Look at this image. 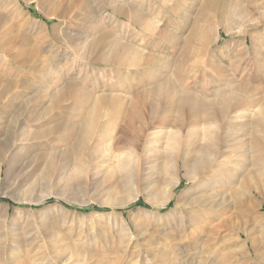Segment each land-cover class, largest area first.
I'll use <instances>...</instances> for the list:
<instances>
[{
  "label": "rangeland",
  "instance_id": "1",
  "mask_svg": "<svg viewBox=\"0 0 264 264\" xmlns=\"http://www.w3.org/2000/svg\"><path fill=\"white\" fill-rule=\"evenodd\" d=\"M8 1L0 0L1 16L10 17L0 23V147L7 136L16 145L0 169V264L247 263L249 238L264 237V132L251 125L264 107V0ZM201 33L208 37L200 45ZM165 82L189 92L158 105L168 122L156 125L159 141L148 126L134 146L139 124L128 123L129 103L139 86ZM218 91H235L246 118L233 122L236 145L221 151L227 167L207 188L211 200L186 221L185 202L201 194L174 167L162 136L180 118L179 94L210 102ZM105 96L118 100L119 114L86 132ZM252 98L260 105L249 110ZM219 122L211 131L224 135ZM187 131L185 142L196 141L191 156L209 145ZM218 239L230 247L215 250Z\"/></svg>",
  "mask_w": 264,
  "mask_h": 264
},
{
  "label": "bare ground",
  "instance_id": "2",
  "mask_svg": "<svg viewBox=\"0 0 264 264\" xmlns=\"http://www.w3.org/2000/svg\"><path fill=\"white\" fill-rule=\"evenodd\" d=\"M18 0H9L8 2V5H12V2L13 4L17 2ZM25 2L29 3L30 0H24ZM3 2V1H2ZM1 3V2H0ZM3 4V3H2ZM4 5V4H3ZM7 5V6H8ZM17 5V4H16ZM5 7V5H4ZM4 10H8V8L4 9ZM6 14V13H5ZM8 15H11V14H8ZM245 15V13L241 10H239V8L235 7L233 9V17H239L241 18L244 22H245V17H243ZM3 16H5L3 14ZM1 16L0 14V23H2L3 25L6 24L5 23V18ZM6 17V16H5ZM9 17V16H8ZM6 17V18H8ZM254 17V16H253ZM10 18V17H9ZM250 18V17H249ZM7 22H8V19H7ZM260 23V22H259ZM2 24L0 26H2ZM219 24H222V22H219ZM242 24V22H241ZM9 25V24H7ZM13 26L12 27H15L14 24H12ZM3 27V26H2ZM4 28V27H3ZM243 28V27H242ZM241 28V29H242ZM14 29V28H13ZM245 29V28H244ZM5 30H6V27H5ZM230 30V29H229ZM227 30V31H229ZM240 30V29H239ZM9 31V30H8ZM198 33V31H197ZM201 36H199V40H200V45L203 44L204 42L207 41V38L206 36H203L202 33L200 34ZM208 37V36H207ZM71 38V37H70ZM80 38V36H79ZM76 39V38H74ZM196 39V38H195ZM74 41V40H73ZM77 44V43H76ZM82 44V42H81ZM114 45V44H113ZM80 46V45H79ZM257 46V45H256ZM250 47V46H249ZM100 48V47H99ZM246 48V47H245ZM96 49V48H95ZM246 50V49H245ZM126 51V50H125ZM256 52V51H255ZM72 53V52H71ZM84 53V52H83ZM135 53V52H134ZM133 53V54H134ZM132 54V55H133ZM250 53H248L249 55ZM254 54V53H253ZM130 56V55H129ZM147 56V55H146ZM151 55H149L148 57H150ZM142 57V56H141ZM257 57V56H256ZM152 58V57H151ZM132 60V59H131ZM151 62V60L149 61ZM53 63V62H52ZM108 63V62H107ZM134 63V64H133ZM201 63V62H200ZM130 65L133 64L134 66L137 67V63L136 61H132L129 63ZM259 65H262V64H259ZM54 66V65H53ZM140 66V65H139ZM219 66V65H218ZM226 66V65H225ZM264 66V65H263ZM55 69H59L60 68V65H57L55 64ZM217 67V66H216ZM223 67V66H222ZM260 67V66H259ZM221 69V67H220ZM211 70V69H210ZM262 70V69H261ZM204 71V69H203ZM217 71L219 72V70L217 69ZM217 72V73H218ZM47 73V72H46ZM221 74V72H219ZM224 72H222L221 75H223ZM255 79H257V77H254ZM170 82V81H168ZM8 84L7 87L10 86V83L12 84V81L9 80V82H7ZM174 83V82H173ZM182 83V82H181ZM181 85V84H180ZM241 86V85H240ZM39 87V86H38ZM243 86H241V89H242ZM244 88V87H243ZM3 89V88H2ZM6 89V87H4V90ZM236 89V88H235ZM240 89V87H239ZM62 90V89H61ZM244 90V89H242ZM242 90H240L242 92ZM248 90V89H247ZM246 90V91H247ZM189 92L187 91V87H185L184 85H182L181 87L179 85H176V84H170V83H167L165 82L164 84L162 85H158V87L156 88H153L152 90H149V91H145L144 88H142L141 86L138 87L137 89V93L135 95V97L131 100V102L129 103V110H127V117L129 119L128 123L132 124V123H135L137 122V124H139V128L137 130H139V132H137V136L135 137V141H134V146H138L140 147V144L144 141L143 137H144V134L146 132V129H148V126H151V127H155V129H158L159 125L156 126L157 124H160V125H164L165 123L168 124V122L165 120L166 118H161V115H160V110L158 108H160V106H158L159 104L161 105L162 103H165V101H168V100H171V99H174L173 97L176 95H178V93H181V92ZM238 92V91H237ZM235 93V91H234ZM232 92H223V91H218L216 92V94L214 95V98L213 100H211L210 102H204V99L203 100H200V99H197L196 97H194L192 94H186V93H183V94H179V98L175 99L174 102L175 104H177V109H178V114H180V118H178V120H173L172 122L175 121V125H174V128L171 129V131L169 132H166V134L164 135L163 134V139H167L168 140V148H169V151H170V156H171V161H172V164L174 165L175 168H179L181 167V169H185V179L188 181V182H193L194 181V186L193 188L199 190L201 196L199 197H196L192 200H188L187 202H185V210H183V214L185 217V220L188 218V220L191 221V218L194 217L197 212V209H196V205H201L203 204V206L206 205V201L208 199H210L208 196V193H206V191H208V187L209 186H212L211 185V182L214 180H217L218 181V175L221 170L223 169H226L225 167H227L224 163V154L221 153V151L223 150V148H225L227 151L231 150L229 148L232 147L233 149V144L236 145V143H232L233 139H234V134H232V131L233 130V122H235V120H238V119H243V118H246L242 113H237L238 111H241L245 108V104L246 102L242 101L240 102V98L237 99L235 98L237 95L235 93ZM248 93V91H247ZM244 92V94H247ZM250 93V92H249ZM248 93V94H249ZM8 94V93H7ZM243 94V95H244ZM252 94V93H251ZM2 96V94L0 95V97ZM113 96V95H112ZM111 96V97H112ZM149 96L155 101L154 102V106L150 107V103H149ZM212 96V95H211ZM242 96V94H241ZM245 96V95H244ZM253 94H252V96ZM110 97H107L106 96L104 98H101L100 100H96L95 104H94V108L91 112H89V116L87 117V120L84 122V126H85V130L86 132H91L94 128H96L95 126H97L95 124V122L97 120H101L102 118L106 117L108 114H119V106H118V100H116V98H113V99H109ZM246 98V97H245ZM252 98V99H253ZM259 98V97H258ZM262 98V97H261ZM264 98V97H263ZM120 99V98H119ZM126 99V98H125ZM167 99V100H166ZM249 99V97H248ZM255 99V98H254ZM253 99V100H254ZM256 99H257V95H256ZM255 99V100H256ZM124 100V99H122ZM121 100V101H122ZM252 101V100H249V102L251 101L252 105L251 106H247V107H255L257 105H260V104H257L258 102L256 101ZM261 100V99H259ZM264 101V100H263ZM248 102V103H249ZM255 102V103H254ZM120 103V102H119ZM125 103V102H124ZM157 103V104H156ZM52 104V103H51ZM54 104V103H53ZM104 104L105 106L103 107H108L109 109H107L108 111H101L100 110V106ZM123 104V103H121ZM262 104V103H261ZM264 104V103H263ZM82 105V104H80ZM126 104H124V106H121L122 107H125ZM128 105V104H127ZM163 106V105H162ZM263 106V105H262ZM58 107H59V104H58ZM57 107V108H58ZM151 108L150 111H151V120L149 121L146 120L145 118V109L147 108ZM176 107V106H175ZM244 107V108H243ZM261 107V106H260ZM120 108V110H121ZM127 108V106H126ZM248 108V109H249ZM251 108L249 110H251ZM125 109V108H124ZM261 110L256 112L258 115L256 116L255 120L253 121V123L251 124L253 128H255V131H259L261 130V132L263 131L264 132V107L263 108H260ZM58 110V109H56ZM111 110V111H109ZM148 110V109H147ZM53 111V110H51ZM125 111V110H124ZM247 111V110H246ZM248 112V111H247ZM126 113V112H125ZM237 113V114H235ZM116 114V115H117ZM121 114V112H120ZM147 114V113H146ZM235 114V115H233ZM86 115V114H85ZM87 116V115H86ZM186 116L187 120H188V124L185 126V120L186 118H184ZM247 116V114H246ZM148 117V116H147ZM183 117V118H182ZM195 117V119H194ZM150 118V116H149ZM84 119H86L84 117ZM127 119V120H128ZM165 121H164V120ZM172 120V119H171ZM220 121L219 122V129H223L225 131L226 129V133H224V135H220V133H217L216 132H212L213 129H211L212 127V124L213 122H216V121ZM84 121V120H83ZM240 121V120H239ZM242 121V120H241ZM240 121V122H241ZM98 122V121H97ZM172 122H169V123H172ZM7 123V122H6ZM187 123V122H186ZM218 124V123H217ZM245 124V123H243ZM171 125V124H170ZM216 125V124H215ZM167 127V126H166ZM188 128V131L189 133H191L188 138H192V135L196 136L199 134H203V141L204 142V139L207 141L209 140V145H204L202 147H199L198 151L196 152L197 154H195L194 156H191L192 154H189V153H192V148L195 147V143L196 141L192 142L191 144L188 142V140L185 142L186 139L182 138V130L183 128ZM213 127H215L213 125ZM60 128V127H59ZM58 128V129H59ZM81 128V127H80ZM162 128V127H160ZM76 130V128H73ZM84 129V128H83ZM82 129V130H83ZM134 129V130H136ZM150 129V127H149ZM217 129V128H216ZM235 129V128H234ZM54 130V129H53ZM60 130V129H59ZM212 130V131H211ZM242 130V128H241ZM162 131V129H161ZM160 129H158V131H155L152 133V139H154L155 141H159L156 137L158 134H161L160 132ZM253 131V132H255ZM164 132V130H163ZM186 132V133H187ZM220 132V131H219ZM222 132V130H221ZM136 133V132H135ZM259 133V132H258ZM12 134V133H10ZM82 134V133H80ZM90 134V133H88ZM92 134V132H91ZM90 134V135H91ZM222 134V133H221ZM19 135V134H18ZM83 136V134H82ZM87 136V135H86ZM89 136V135H88ZM160 136V135H159ZM264 136V135H263ZM79 137V136H78ZM254 137V136H253ZM24 138V137H23ZM84 138V137H83ZM134 138V137H133ZM207 138V139H206ZM260 138H258L259 140ZM21 140V139H20ZM20 140H18L17 142H19ZM80 140V139H79ZM198 140V139H197ZM257 138H256V141H258ZM5 145L3 147H0V169H2L3 165L6 163V159H7V154L11 153L12 150L15 148V145H16V142L15 140H10V138L7 136L5 138ZM26 140H24L25 142ZM154 141V142H155ZM192 141V140H191ZM235 141V140H234ZM90 142V141H89ZM147 142V141H146ZM188 142V143H187ZM23 143V141H22ZM21 144V143H20ZM25 145V144H24ZM181 146H184V147H188L191 149V152H188V149L187 151H184L183 154L180 153L178 150H179V147ZM201 145V144H200ZM199 145V146H200ZM1 146V145H0ZM229 149V150H228ZM253 149V148H252ZM182 151V150H181ZM226 151V152H227ZM223 152V151H222ZM225 153V152H224ZM149 156V155H148ZM256 156V155H255ZM226 158V156H225ZM232 159V158H231ZM229 160H230V157H229ZM227 164V163H226ZM234 164V163H233ZM133 165V164H132ZM228 165V164H227ZM134 166V165H133ZM152 166V164H151ZM150 167V165H149ZM148 168V167H147ZM258 168V166H257ZM154 169V168H153ZM262 169V168H261ZM149 170V168H148ZM151 170V169H150ZM176 170V169H174ZM254 170V169H252ZM153 171V170H152ZM257 171V170H256ZM177 172V170H176ZM211 172V175H207L208 173ZM253 172V171H251ZM153 173V172H152ZM254 173V172H253ZM258 173V172H257ZM151 174V173H150ZM221 174V173H220ZM154 175V174H153ZM160 175V174H158ZM246 176V173L244 174ZM249 176H251L250 174H248ZM247 175V176H248ZM231 176V175H230ZM244 176V177H245ZM246 176V177H247ZM257 176V175H256ZM259 176V175H258ZM257 176V177H258ZM7 177H8V174L5 173V180H7ZM222 177V176H221ZM252 177V176H251ZM255 177V178H257ZM260 177V176H259ZM258 177V178H259ZM152 178V176L150 177ZM149 178V179H150ZM217 178V179H215ZM223 178V177H222ZM250 178V177H248ZM253 178V177H252ZM229 179V178H228ZM251 179V178H250ZM260 179V178H259ZM160 180V179H159ZM178 180V179H177ZM220 180V179H219ZM244 180V179H243ZM253 180V179H252ZM223 181V180H222ZM249 181V180H247ZM255 181V180H254ZM261 182V181H260ZM173 183V182H172ZM176 183V182H175ZM180 181L177 182L176 184H174L172 187L175 188L179 185ZM256 186V185H255ZM254 186V187H255ZM253 187V188H254ZM257 187V186H256ZM245 188L248 189L249 188V185L248 184H245ZM258 190V188L256 189V191ZM175 191V190H174ZM212 191V190H211ZM248 191H250V189H248ZM173 192V191H172ZM192 192V191H191ZM197 192V191H196ZM195 192V193H196ZM246 192V191H245ZM173 194V193H172ZM171 194V195H172ZM189 194V193H188ZM199 194V193H198ZM212 194V193H211ZM215 195V194H214ZM188 196V195H187ZM185 195V197H187ZM195 196V195H194ZM190 198H193L192 196H188ZM184 198V197H183ZM214 198V197H213ZM212 198V199H213ZM170 199V197L168 198ZM178 199V198H177ZM185 199V198H184ZM182 200V199H181ZM211 200V199H210ZM150 201H153V200H150ZM178 201V200H176ZM185 201V200H183ZM167 202H170L169 200ZM166 202V203H167ZM180 202V201H178ZM160 203V202H159ZM154 203L153 202V205H159ZM162 203V202H161ZM182 204V203H181ZM180 204V206H181ZM210 204V203H209ZM160 206V205H159ZM176 206V205H175ZM202 206V207H203ZM182 207V206H181ZM206 207V206H205ZM204 207V208H205ZM180 209V207H179ZM201 209V208H200ZM181 216V215H180ZM181 218V217H180ZM184 219V218H183ZM195 219V218H193ZM181 221V219H180ZM187 221V220H186ZM197 222H200V221H197ZM184 223H186L184 221ZM191 223V222H190ZM183 225V223H182ZM186 226H187V223H186ZM191 226V225H190ZM256 229V228H255ZM249 231V229H248ZM253 232V231H252ZM258 232V231H257ZM260 232V231H259ZM244 233V232H243ZM261 234V233H260ZM242 235V234H241ZM247 235H249L247 233ZM243 236V235H242ZM241 236V237H242ZM254 236V235H252ZM258 236H261L263 237V235H258ZM193 237V236H192ZM195 237V236H194ZM251 237V236H250ZM245 238V237H243ZM249 238V237H248ZM252 238V237H251ZM219 241L215 243V250L219 251L220 248H229L230 246H226L224 245V241L221 240V239H218ZM247 240V239H246ZM226 241V240H225ZM246 242V241H245ZM248 242L250 244L247 243V245L251 246V248L249 249L248 251V255L246 254H243V256L245 255L247 258H248V262L247 263H244V264H264V237L260 240L258 239H250L248 240ZM197 246H199V242L197 243ZM227 248V249H228ZM248 248V247H247ZM224 250V249H223ZM245 250V249H243ZM227 251V250H226ZM238 252V251H237ZM241 252H244V251H241ZM240 252V253H241ZM229 254V253H228ZM239 254V253H238ZM222 256V255H221ZM226 256V255H225ZM230 255H228L229 257ZM222 261L223 259H225L224 257L221 258ZM228 259V258H227ZM207 261V260H206ZM227 261L226 260V264H227ZM221 263V262H220ZM224 263V264H225ZM229 263V262H228Z\"/></svg>",
  "mask_w": 264,
  "mask_h": 264
}]
</instances>
